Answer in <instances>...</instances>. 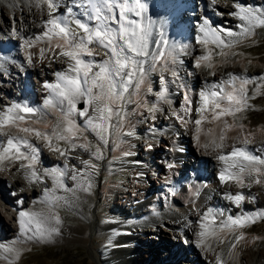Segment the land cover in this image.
Masks as SVG:
<instances>
[{
    "label": "snow or ice",
    "instance_id": "1",
    "mask_svg": "<svg viewBox=\"0 0 264 264\" xmlns=\"http://www.w3.org/2000/svg\"><path fill=\"white\" fill-rule=\"evenodd\" d=\"M217 2L212 0L213 4ZM32 3L42 13L46 8L47 19L42 21L43 30L40 33L33 38H23L21 47L25 49L26 63L35 66V58H38L40 64L48 59L49 66L62 64L63 67L54 72V81L42 83L46 93L42 106L13 102L0 107V165L5 162L9 166L18 163L17 171L23 172L26 180L45 184L42 195L33 199V208L23 207V196L12 205L17 212L20 235L9 242H0V260L6 264H15L21 255L20 245L26 241L51 242L60 234L62 220L55 210L61 205L72 206L79 200V192H91L93 178L99 169L96 161L104 159L103 148L109 146L110 138L123 121L124 106L132 102V90L140 89L147 71L151 70L156 61L171 58L175 62L171 49L167 52L150 51V47L155 45L152 39L153 26L144 16L147 6L142 0H32ZM233 6L235 10L228 15L239 21L233 27L213 26L207 18L204 19L196 39L197 44L203 45L204 54L194 60V68L213 66V50L210 45L221 49L220 54L224 55V49L253 36L257 29H264V6L246 5L238 0H234ZM17 34L18 30L14 29L13 35ZM37 45L42 46L38 52H33L32 49ZM159 46L168 49V42L162 34ZM146 63L149 68L145 67ZM21 67L23 69V65ZM169 70L167 64L162 69ZM172 75L176 77L177 73L172 70ZM228 77L227 80L208 84L197 93L198 106L195 111L199 118L194 120L197 140L206 112L211 110L212 120H220L221 117L235 116L250 107L246 86L255 81L246 76L228 74ZM160 79L165 87L159 92V99L164 101L167 100V80L163 76ZM259 79L264 82V76ZM262 86L264 83L258 84L256 91L259 92ZM183 95V110L191 114L192 98L188 91ZM148 110L155 112L157 108L153 105ZM50 113L58 114L52 122L50 133L20 127L21 123L29 119L34 123L46 124ZM177 119L188 122L179 114ZM224 126L229 127L226 123ZM10 129L35 135L38 141L43 140L45 147L64 159L63 164L51 167L41 165L37 168L41 164L42 149L30 141L27 135H13ZM89 135L94 137L95 144L89 140ZM219 139L222 142L225 136L222 134ZM54 140L64 142L67 147H54ZM249 143L245 139L242 146H233L230 152L217 157L224 164L218 176L221 184L234 181L241 188L251 187L253 183L261 184V177H264V148L250 150ZM204 147L209 145L205 144ZM212 147L223 148L224 144L213 140ZM78 149L87 154L88 158L70 154L76 153ZM73 160L76 163H72ZM2 170L4 168L0 167ZM245 177L248 184H245ZM48 179L51 180V188L46 185ZM10 195L15 197L16 192ZM224 198L240 207L245 195L226 192ZM251 199L254 201L255 197ZM37 204L39 208L35 207ZM219 217L224 219L217 225ZM261 219H264V210L233 217L230 214L225 216L223 211L208 208L197 221L200 231L195 233V247L212 251L211 240L225 243L218 237L219 232L242 229ZM242 239V234L235 235V242L230 244L229 257ZM215 264H225L220 254L216 255Z\"/></svg>",
    "mask_w": 264,
    "mask_h": 264
},
{
    "label": "bare ground",
    "instance_id": "2",
    "mask_svg": "<svg viewBox=\"0 0 264 264\" xmlns=\"http://www.w3.org/2000/svg\"><path fill=\"white\" fill-rule=\"evenodd\" d=\"M238 2L246 5L264 6V0H238ZM233 4L234 0H218L217 4H213L212 0H186L183 7L179 8L175 6V12L173 14L168 10H172V6H169V8L161 7L160 10L153 11L149 20L152 22L153 26L152 39L155 41V45L150 47V51L152 53H156L157 51L164 49L165 52H167L171 49L172 56L175 57V62L173 63L171 58L167 61L158 60L151 67V70L147 71L144 83L141 85L140 89L132 90V102L125 104L124 119L120 123V126L114 135L110 138L109 146L103 148L104 159L96 161L99 165V169L93 178V184L96 178L99 180L104 179L105 181L102 192L106 195L104 198L106 203L102 205V210H98L96 207L97 194L94 191V187H92L90 193L79 192L77 194L79 196V200L75 202L78 209L74 211L76 214L74 219L65 220L60 215V213H62L60 207L55 210L62 220V224L60 226L61 231L60 234L55 236L49 243L87 247L89 250V256L102 264H141L143 257H146L147 255L142 253L144 256H140V253L153 250V248H155L154 244H159L162 240H164L162 237L158 236V231H160V229L157 225L160 222L168 229L171 237H175L179 233L182 234V236H186L185 240L189 243L188 248L194 254V256L190 258V255L186 253L187 251L179 248L176 242L172 240L170 241V246L175 249L173 251L165 252L167 254L166 259L169 261H178L176 254L179 253V255H182V257L184 256L187 260H189V264H215L216 255L220 254L222 259L225 261V264H264V236H262L264 233L263 224L250 223L242 229L235 228L231 231L225 229L224 231L219 232L218 237L223 239L225 243L220 244L217 240H211L210 243L214 249L212 251H205L203 248H197L194 244L196 239L195 233L200 231L197 221L200 220L202 214L207 211L208 208L224 211L225 216L230 214L233 217L244 213L252 214L256 211L264 210V177H261V184L253 183L251 187L241 188L234 181L221 184L216 176V173H219L224 167L223 162L218 160L217 157L221 154L230 152L233 146H242L243 140L247 139L250 141L248 145L250 150L264 148V119L260 121L259 124L256 123L257 121L255 122L251 120V122L246 126L245 121H242V123H244L243 126L238 123L239 121L237 122V116L245 115L244 110L236 113L235 116L228 115L221 117L220 120H212L213 113L210 110L204 114L206 119L200 125V132L198 134L199 140H197V126L194 124V120L199 118V115L195 111L198 106L197 93L208 84L217 83L221 80H227L229 78L228 74L246 76L253 80H257L259 84L264 83L259 79L261 76H264V69L259 65H247L244 61L236 63L233 62L230 57L227 58V55L225 57L223 55V57L219 58L214 54V52L211 59V64L213 65L211 68L193 67L194 60L200 55H203L204 50L203 45L196 43V39L200 35L199 31L197 28L192 29V27H190L188 33L185 32V27L188 30V25H185V21H189L192 24L191 19L194 16L191 13L193 9H196L198 10L197 12H199L197 15L200 16L199 18L195 16L198 22H203L205 19L200 14L204 15L209 13L208 20L213 24V26L224 25L226 27H233L235 24L239 23V21L234 17L228 15V13L235 10ZM20 7L23 9H20ZM6 11L13 14L12 21H8L7 18V20L0 22V33L2 32L5 34L3 31L4 28L7 25H10L13 30H18V35L21 37L22 43H24L23 38H33L36 34L40 33L43 30L42 21L47 19L46 8L42 13L39 8L35 7L32 0H0L1 15H3ZM61 12H63V9H61ZM214 12L218 14H214ZM221 13H223V15H221ZM178 15L181 16L179 20L176 18ZM171 28L173 31L169 33L168 31ZM191 29L196 31V35L193 33L191 35ZM259 32H261L264 36V29H257L255 34L249 38L255 37ZM161 34L164 40H168V49L163 46H159ZM5 37L6 34L5 36H1L0 42L4 40ZM6 39H8L10 46H1L0 44V51L6 52L7 55H13L12 57L17 59L18 64H11L7 60L9 56L4 57L0 55V71L2 70L1 68H8L11 72V76L9 78L10 83H2L3 85L0 86V107L6 105L7 101L4 97L5 95L10 98L19 99L21 93L23 94L22 96H25L29 100L35 102L37 106H42V99L44 95H46L45 90L42 88V83L44 81H54V72L57 69L62 68L63 65L52 64L49 66L48 59H46L43 64H40L38 58H35V66H28L25 60V49L18 46L16 42H13L12 37H6ZM40 46L42 45H37V47L32 49V51L38 52V48ZM209 47L212 48V50L214 49V46L212 45ZM232 48L233 47L224 49L223 52L229 53V50ZM233 49H237V47ZM216 60H218V64L215 62ZM166 64L167 67L171 69L169 70L171 73L172 70L177 73V78H175L178 80L180 79L179 81H183L182 89L184 93L186 91L189 92L193 101V111L191 114H188L185 111L182 112L187 117L188 122H184L177 118L174 120V116L172 117L170 114L169 115L171 117L169 116L168 120L166 119V122H169L170 127L165 129L172 133L170 134L171 136L165 137L167 142H169L172 146V150L169 152L170 155L167 154V157L180 160L182 153L178 149V142L185 143L186 141L192 142L193 140V144L198 149L197 153L202 160H200L201 164L198 165L199 163L196 160V157L194 158V154L193 156H190L192 163H190L191 170L195 171L190 172L191 174L188 173V176L190 177L193 174L203 173L204 176H208L209 178L208 187H204L202 183L197 180L190 184L187 183L185 187H182V184L180 186L177 185V182L174 187L169 183V188H175L174 190L177 189L183 191V198H180L179 195L176 196L171 194L173 202L170 204L177 206L179 211L183 213V216L180 218L173 216L170 211L172 208L168 207V205L166 207L162 205L161 207L167 211H155L157 204L154 202V210L149 211L150 215L148 214L145 216V214H143L142 216H144V218L139 216L142 214L141 207H134L132 205L134 212L129 215V217H125V227L128 228V231H124V228H122V226H124L122 225V222L119 219H111L110 216H116L119 209L125 208L126 212L128 209V206H126L128 205L126 204L127 201L124 200V197H120L119 201L114 204L111 202V196L120 194V186L115 181L118 179L117 173L122 171V169L133 172L132 180L129 182V186L136 188L134 190H143L140 192V198L148 196L149 193L147 192V189H150V186H154L152 182V173L150 170L146 172V169H149L147 164L140 163L139 161L134 162L136 153L135 143L137 139L135 135L130 132V130L132 131L136 127L139 131L142 128L140 119L143 114L141 109L143 108L140 107V104H146L147 101H150L149 88L152 85V72L160 71V69L164 68ZM21 65H23V69ZM19 67L23 70V74H21ZM145 67L149 68L148 63H146ZM30 75L35 77V79L37 78L36 81H38L37 83L40 87H38V84L37 86L33 85L31 88L28 87V84L32 85V82L27 80ZM198 75H200V77H198ZM12 84H15V87L17 88L16 90L12 88ZM185 86H188V88ZM237 86H239V81H237ZM250 86L251 83L246 86L247 90ZM166 87L167 100L162 101L159 98H155L154 101L159 109L162 108L164 110H170L169 96L175 98V100H177L178 96L175 94V86H172L169 80L167 81ZM192 89H195L194 94H191ZM136 104L137 106H135ZM172 113L176 115L179 114L180 116L183 115L179 112V110L177 111V109H175ZM57 115L58 114L56 113L48 114L47 120L49 122L46 124L38 122L34 123L31 119L27 122L21 123L20 127H31L41 132L50 133L52 122L55 121ZM247 119L251 118L247 116ZM225 123L229 126L228 128H225ZM257 124L259 126L258 128L256 127V129L255 126ZM159 125L164 129V120H161ZM9 131H11L13 135L17 136L27 135L23 132H19L17 129H10ZM222 134L225 136V139L221 142L219 137ZM190 136L192 137V140H190ZM27 138L42 149L40 157L41 164L37 165V168H40L41 165H43V167H51L56 164H63L64 160L59 157H55V155L49 156L47 154L46 150L49 148L44 146L43 140L38 141L35 135H27ZM213 140H215L218 144L223 143L224 147L213 148ZM205 144H208L209 147L205 148ZM160 145L164 146V144ZM53 146H59L62 149L67 147L64 142L59 143L55 140L53 141ZM53 154H55V152ZM70 154L81 155L84 159L88 158V155L79 149L76 153ZM256 154L261 153L257 152ZM71 162L76 163L75 160ZM160 163L161 164H157V167H162L165 164L164 161ZM206 163L209 164V168L206 167ZM0 167L4 168V170L0 171V208L3 211L0 215V242H9L20 235L16 219L17 212L13 210L12 205L16 200L23 196L25 199L23 207L26 209L33 208L32 201L34 198L38 199L42 195L45 184H34L26 180L23 172L17 171V168L19 167L18 163L9 166L7 162H5L3 165H0ZM187 167H189V164ZM179 169H181V171L188 172V168H186L180 161L178 170ZM170 172L169 176L164 177L165 180L169 179L168 181H170V179L176 178L174 175L172 176V171ZM106 176L109 178L107 182L105 179ZM181 178L186 181L188 179H186L183 174H181ZM180 182L183 183L182 180ZM248 182L247 177H245V184H248ZM166 184V182H163L160 185L164 186ZM46 185L51 188L49 181H46ZM34 186H37L39 190H37ZM69 186H72L71 183H69ZM197 189H201V193L199 195L193 193L194 190ZM174 190H172V192ZM13 191L16 192L15 197L10 195ZM226 192H231L233 194L243 192L245 200L240 207H236L224 198V193ZM152 196L154 197V194H152ZM157 196L160 195L156 194V198L154 200L159 199ZM196 196H198L197 200H195ZM251 197H255V200L253 201ZM35 207L39 208L40 205L37 204ZM125 212H123L124 215ZM138 218H141V220ZM221 219H224V217H220L219 221L216 222L217 225H219ZM143 223L148 224L150 230L153 231L151 234H144V230L142 229ZM238 234H242L243 239L236 244L234 249H232V255L229 257L228 253L230 244L235 242L234 237ZM32 243L37 242L26 241L24 244L20 245V258L27 247L31 248ZM78 251H82V249L78 248ZM150 254L149 256H151V259L149 262L152 264V261H156L157 258L156 253ZM0 263L6 264L3 260H0Z\"/></svg>",
    "mask_w": 264,
    "mask_h": 264
},
{
    "label": "rangeland",
    "instance_id": "3",
    "mask_svg": "<svg viewBox=\"0 0 264 264\" xmlns=\"http://www.w3.org/2000/svg\"><path fill=\"white\" fill-rule=\"evenodd\" d=\"M20 9H23V8L20 7ZM195 11H196V13L193 14L194 17L192 18V20L194 22L197 21L195 16H197L198 18L200 17L199 15H197V14H199V12H197L198 10L195 9ZM217 12H219V11H217ZM212 14H213V11H212ZM214 14H218V13L214 12ZM12 16H13V14L8 12V11L4 12L3 15H1V12H0V22L7 20V18H8V21H12ZM3 31L6 34V37H10V38L15 37V38H13V42H16L18 46L21 47V45H23V43L21 42V40H22L21 37H19L18 34L13 35V28L10 25H7ZM188 31H189V29L187 30V28L185 27V32L188 33ZM192 32L194 33V35H196L195 31H192ZM5 34H3L1 32L0 37L5 36ZM235 47H237V49H233ZM233 48L229 50V53L224 52L225 53L224 57L227 55L226 57L227 58L230 57L233 62L237 63L239 61H244L247 65L256 64V65H259L260 67H262L264 69V36L261 34V32H259L253 38L242 40L239 44L234 45ZM213 52L217 57H219V58L223 57V55L220 54L221 49L215 48V46H214ZM12 56L10 55L7 60L11 64H15V63L18 64L17 59H15ZM215 62H217V64L219 63L218 60H216ZM1 69L2 70L0 71V73H1L0 74V86H2L3 84H6V83H10L9 78L11 76V72L8 70V68L7 69L1 68ZM162 69L163 68H161L160 71H153L152 72L153 73L152 79H151L152 85L149 88L150 101H147L146 104H143V103L140 104V107L143 108V109H141L143 114H142V117L140 119L142 128L139 131H138V129H136V127L134 128L135 131L130 130V132H132L137 139L136 143H135L136 153H135V157H134L135 158L134 162L139 161L140 163L147 164V167H149V169H146V172L150 170V172L152 173V182H153L154 186H152V187L150 186V189L149 188L147 189V192L149 193L148 196H146L144 198H140V192H142L143 190L142 189L134 190L136 188L129 186V182L132 180L133 172H131L129 170L122 169V171L117 173L118 179L115 181L120 186V194H116L114 196H111V202L114 204L119 201L120 197H124V200L127 201L126 204H128V205H126V206H128L127 207L128 209L126 212H125V208L123 207L124 209H119V211H117L116 216H113V215L110 216L111 219H119L122 222V225H124V226H122V228H124V231H128V228L125 227L126 222L124 219H125V217L126 218L129 217V215H131L134 212L133 206L134 207H136V206L141 207L142 214H140V215L145 214V216H147L148 214L150 215L149 211L154 210L155 203L157 204V208L159 206V208L158 209L156 208L155 211H167L166 209L164 210V208H161V207H162V205H164V207H166L168 205V207L172 208V209H170V211L172 212L173 216H175V217L177 216L176 218H180L181 216H183V213H181V211H179L177 206L170 205L173 202V199L171 196L172 195H176V196L179 195L180 198H183V191L177 190V189L174 190L175 188L174 189L169 188V186H168V184H169L168 180L169 179L165 180L164 177L169 176L171 173L170 171H172V176L174 175V177H178V176L180 177L179 181L182 180L181 174H183L184 177L187 179L189 177L188 173L191 174L190 172H194L195 170H189L188 169V172L187 171H181V169L178 170L179 161L182 162V164L186 168H188L187 167L188 164L190 165V163H191V160H190L191 155L193 156V154H194V158L196 157V160L198 161V163H200V160H202V158L197 153L198 149L193 144V140H192L191 136H190V140H192V142H189V141H186L185 143L178 142V149L182 153V156H180V160L176 159V158L167 157V154L170 155L169 152H170V150H172V146L169 142H167V139L165 137L171 136L170 134H172V133H170L169 131L166 130L168 127H170V124H169V122H166V119L168 120L170 115H172V117L174 116V120H175V118H177V115L172 113L173 111H175V109H177V111L179 110V112H181V113L184 112L183 109L185 107V105H184L185 101H184V95H183L184 91L182 89L183 81L182 80L179 81L180 79L179 80L176 79L177 77L176 78L174 77V79H173V75L170 71L166 72V71H162ZM20 72H21V74H23L22 73L23 70L21 68H20ZM24 74H25V71H24ZM161 76H163L165 78V80H167V81L169 80L172 86H175V94L178 96L177 100H175V98L169 96V98H170V100H169L170 110L169 109L164 110L162 108L159 109L157 107V105L155 104L156 102L154 101L155 98H159V92L165 86L164 83L160 79ZM198 77H200V75H198ZM36 79L32 75H30V77L27 78L28 81L32 82V87H33V85L37 86L38 81H36ZM254 81H255V83H251V86L247 90V93L249 96L248 103H249L250 107L244 110L245 115L237 116V122L239 121L238 123L240 125H243V126H244V123H242V121H245V126H246L251 122V120H253L255 122L257 121L256 123L259 124V122L264 119V86L260 87L259 92H257L256 89H257V86L259 83L257 82V80H254ZM260 84H262V83H260ZM38 87H40L39 84H38ZM38 87H36V88H38ZM12 88L14 90L17 89L15 87V84H12ZM186 88H188V86H186ZM194 92H195V89H192L191 94H194ZM153 105H155V107L157 108V111L150 112L148 109L151 108ZM135 106H137V104ZM246 115L249 116L251 119H247ZM182 116L187 121V117L185 116V114H183ZM161 120H164V126H163L164 129L162 128V126L159 125V122H161ZM258 124L255 126V128L256 127L258 128V126H259ZM126 131H128V130H126ZM89 139L91 140V142L93 144L96 143L93 136L90 135ZM59 143H61V142H59ZM160 144H164V146H162ZM46 152L49 156L55 155V157H59L60 159L64 160L56 152H55V154H53L54 152L49 150V149H47ZM162 161H164L165 164L162 167H157V164H161L160 162H162ZM185 162H187V163H185ZM202 163H203V161H202ZM208 163H210V162H208ZM170 165H171V167H170ZM208 165L209 164L206 163V167L209 168ZM103 177H104V175H103ZM105 179L107 182L109 180L108 176H106ZM46 181H49L51 184L50 179H48ZM185 181L186 180H183L182 181L183 183L177 182V185L180 186L182 184L181 186L185 187V185L187 184V181L186 182ZM163 182H166L167 184L164 186H161L160 184ZM34 184H37V183H34ZM104 184H105L104 179L99 180L98 178L95 179L94 184H93L94 191L97 194L96 207L98 210L99 209L102 210V205H104L106 203V201H104V198L106 195H105V193L103 194V192H102ZM51 186H52V184H51ZM34 187L37 190H39V188L37 186H34ZM127 189H128V191H127ZM172 190H174V191L172 192ZM63 194L64 193H61L60 195H63ZM152 194H154V197L152 196ZM156 194L160 195V196H157V198H159L158 200H154L156 198L155 197ZM60 209L62 211V213H60V215L65 220H67V219L72 220L75 218V215H76L74 213V211L77 210L78 208H77V205L74 203L72 206L61 205ZM123 212H125V215ZM2 213H3V211L0 208V215ZM255 223L264 225V219L257 220ZM157 227L160 229V231H158V236L162 237V239H164V240H162L159 244H154L155 248H153V250H151L149 252H141L140 253L141 254L140 256H144V255H142V253L147 255L146 257H143L141 264H150V262H149L151 259V256H149L150 253L151 254L156 253V258H157V260H156L157 262L155 260H153L152 264H189V260H187V258L184 256L179 258L178 256H180V255L178 253L176 254L178 257L177 258L178 261L177 260H175V262L172 260L169 261L166 259L167 254L165 253L166 251L167 252L173 251L175 249V248H171V246H170L171 245L170 241L174 240V242H176V244L179 248H182L185 251H187L186 253L190 255L189 256L190 258L193 257L194 256L193 252H191V250L188 248L189 243H188V241L185 240L186 236H182V234L179 233L175 237H171L168 229L165 227L164 224H162L160 222L158 223ZM142 229L144 230L145 235L146 234L149 235L153 232L152 230H150V227L148 226V224L143 223ZM262 236H264V233L262 234ZM78 248L82 249V251H78ZM139 250H140V248H139ZM15 264H102V263L94 260L92 257L89 256V250L87 247H77V246H72L69 244L68 245L67 244L59 245L58 243L37 242V243H32L31 248L27 247L25 252L22 253L21 258H19L15 262ZM194 264H196V263H194ZM197 264H199V263H197Z\"/></svg>",
    "mask_w": 264,
    "mask_h": 264
}]
</instances>
